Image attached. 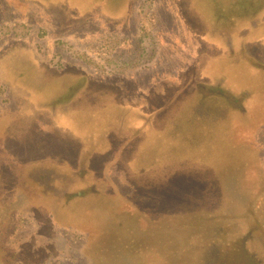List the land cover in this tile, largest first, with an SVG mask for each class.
I'll list each match as a JSON object with an SVG mask.
<instances>
[{"label":"rangeland","instance_id":"374dc122","mask_svg":"<svg viewBox=\"0 0 264 264\" xmlns=\"http://www.w3.org/2000/svg\"><path fill=\"white\" fill-rule=\"evenodd\" d=\"M1 205L0 264H264V0H0Z\"/></svg>","mask_w":264,"mask_h":264},{"label":"trees","instance_id":"16d2710c","mask_svg":"<svg viewBox=\"0 0 264 264\" xmlns=\"http://www.w3.org/2000/svg\"><path fill=\"white\" fill-rule=\"evenodd\" d=\"M102 206V205H101ZM102 207H104V206H102ZM9 209L10 208H6V207H2V205L0 206V233L2 232V228H3V226H6V224H5V221H3V220H7L6 219V216L7 215H5V216H3L4 214H3V212H5V210L6 211H9ZM102 210V209H101ZM103 211V210H102ZM1 218H2V220H1ZM3 239V240H2ZM2 239L0 238V241H3V242H5V241H7L6 239H4L3 237H2ZM14 239H16V241L19 239V242H21V241H25V240H22L21 238H19V237H17L16 236V238H14ZM10 241V240H9ZM28 242H32L33 240H27ZM23 248H21V251H22V254H21V256H22V259H23V261L20 263V264H40L42 261V259H50V261H51V259H52V257L54 258L55 257V254L54 253H52V251L53 250H50V251H47L45 248L44 249H39V251H32V252H28V251H30V244L28 245V244H26V245H24V246H22ZM4 248V247H3ZM5 249V248H4ZM4 249H0V257H4L3 256V252H6L7 253V251L6 250H4ZM123 249L124 250H126L124 247H123ZM126 252V251H125ZM14 256H18V255H14ZM5 257H13V255L12 256H10V255H7V256H5ZM42 263H44V260H43V262Z\"/></svg>","mask_w":264,"mask_h":264}]
</instances>
